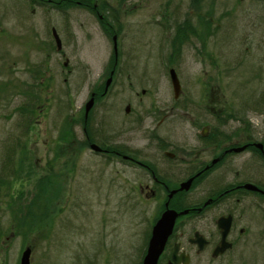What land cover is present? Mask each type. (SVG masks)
I'll return each mask as SVG.
<instances>
[{
	"label": "rangeland",
	"instance_id": "1",
	"mask_svg": "<svg viewBox=\"0 0 264 264\" xmlns=\"http://www.w3.org/2000/svg\"><path fill=\"white\" fill-rule=\"evenodd\" d=\"M43 1L0 0V264H20L26 248L30 264H139L154 204H126L123 179L140 173L124 174L96 156L80 125L90 95L102 94L109 79L108 25L118 31V68L89 117L92 134L102 135L95 143L111 146L125 140L127 105L140 112L174 101L170 70L181 85L179 102L202 104L207 84L213 108L264 119L250 110L253 98L264 100V0L87 1L97 2V17L79 0H66L60 12ZM135 131L126 141L139 150L141 128ZM42 177L54 185L50 206L23 234L16 219L28 215L23 207ZM259 257L264 264L260 247Z\"/></svg>",
	"mask_w": 264,
	"mask_h": 264
},
{
	"label": "flooded vegetation",
	"instance_id": "2",
	"mask_svg": "<svg viewBox=\"0 0 264 264\" xmlns=\"http://www.w3.org/2000/svg\"><path fill=\"white\" fill-rule=\"evenodd\" d=\"M202 94V104L179 102L180 94L173 95L171 103H149L140 112L132 109L134 104L127 105L123 144L95 143L94 137H102L99 130L88 136L82 129L83 143L90 150L91 145L100 149L91 150L96 156L126 169L124 174L140 173L134 182L126 175L123 179L126 204H154L139 264L146 257L153 227L166 212L174 213L175 219L156 264H259V247L264 255V119L226 115L224 109L213 108L207 84ZM252 105L250 110L264 115L263 98H253ZM187 106L197 107L196 112L188 114ZM108 111L111 108L101 115L102 133L104 122L111 120ZM137 127L142 132L139 150L127 142Z\"/></svg>",
	"mask_w": 264,
	"mask_h": 264
},
{
	"label": "water",
	"instance_id": "3",
	"mask_svg": "<svg viewBox=\"0 0 264 264\" xmlns=\"http://www.w3.org/2000/svg\"><path fill=\"white\" fill-rule=\"evenodd\" d=\"M51 32H52V36L55 41L56 48L58 51H60L62 48L61 40L55 29H52ZM113 50H114L115 55H117V41L115 37H113ZM66 65L67 63H65L64 66ZM169 73H170V80H171L174 96L178 97L181 93V86H180L179 80L174 70H170ZM112 75L113 73H111L110 78L107 80L105 84L103 95H105L108 91V88L112 81ZM93 105H94V94H92L90 100L86 103L84 107L85 119H87L88 114L91 111ZM90 148L93 151L100 150L95 145H91ZM174 219H175L174 213L166 212L164 213L162 218L155 224V226L152 229V234L149 240L147 254L144 259L143 264H156L157 263V260L162 252L164 243L172 230ZM30 257H31V250L29 248H26L21 255L20 264H30Z\"/></svg>",
	"mask_w": 264,
	"mask_h": 264
},
{
	"label": "trees",
	"instance_id": "4",
	"mask_svg": "<svg viewBox=\"0 0 264 264\" xmlns=\"http://www.w3.org/2000/svg\"><path fill=\"white\" fill-rule=\"evenodd\" d=\"M79 2L83 3L84 1H79ZM89 7H90L91 12H93L94 11L92 9L93 7H91V6H89ZM93 13H95V12H93ZM103 27H104V29H107L104 26V24H103ZM100 99H101V97L99 95H96L95 101L98 102V101H100ZM38 181L39 182H37L35 185V191H34V196L32 198V202L30 201V202L26 203L25 206L23 207V209H26V212L28 213V215L25 217H18V218L16 216L17 228L18 229L21 228V230H22L21 233H23V231H25V230L28 232L33 231L37 222L40 221L39 219H40L41 212L47 211V206H50V202H48V200L49 199L51 200V197L48 198V197H46V195H47L48 189L51 192V190H52L51 187H53L52 191H54V185L52 184V182L47 177H42V179H40ZM8 195H10V193H8ZM17 207H18L17 210L21 213V211H22L21 206H17ZM39 208H41V209H39ZM38 212H40V213L38 214Z\"/></svg>",
	"mask_w": 264,
	"mask_h": 264
},
{
	"label": "bare ground",
	"instance_id": "5",
	"mask_svg": "<svg viewBox=\"0 0 264 264\" xmlns=\"http://www.w3.org/2000/svg\"><path fill=\"white\" fill-rule=\"evenodd\" d=\"M51 1V0H50ZM79 1H84L83 3L82 2H79ZM78 2L76 1L75 2V5L77 6V7H81V8H83V9H85L86 11L87 10H89V6H91V7H95L96 5H97V2L95 1L93 4H91V2L89 3V2H87V1H89V0H79ZM40 2H42V1H40ZM53 2V4H49L48 3V5H50L51 7H55V8H64V9H60V10H58V9H55V11H65V8H66V6L65 5H69L67 2H66V0H56V1H51L50 3H52ZM89 3V4H88ZM89 7V8H88ZM92 8V9H93ZM67 9H69V7H67ZM53 10V9H52ZM94 10V9H93ZM93 12H97V7H96V11L94 10ZM95 14V16L97 17L98 15L96 14V13H94ZM103 19H101L100 17H99V22L101 23H103V21H102ZM101 23V24H102ZM104 24V23H103ZM105 25H107L106 23H105ZM104 25V26H105ZM108 28H109V31H107L106 32V34L108 35V36H112V40H113V37H115V39H116V41H117V38H118V31L117 30H115L112 26H110V25H108ZM118 59V49H117V55H115V53H114V50H113V56L111 55V57H110V59L108 60V64H107V69H106V73H107V75L106 76H108V78H110V76H111V73H113V75H112V80H113V76H114V74H115V72H116V70H117V68H118V64L116 65V67L114 66V63H117V60ZM106 82H107V80L105 81V84H106ZM111 85V84H110ZM102 88H103V85H102ZM104 88H105V85H104ZM101 89V88H100ZM99 89V90H100ZM93 93H97V92H93ZM90 100V99H89ZM88 100V101H89ZM88 118H89V114H88V117H87V119H85V110H84V114H83V117L81 118V124H82V129L87 133V135L89 136V133H91V127H90V125H89V123H90V121L89 122H87V120H88ZM84 120V121H83ZM83 122V123H82ZM84 122H87V123H84Z\"/></svg>",
	"mask_w": 264,
	"mask_h": 264
}]
</instances>
